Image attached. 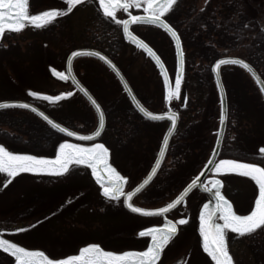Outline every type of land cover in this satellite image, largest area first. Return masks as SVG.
<instances>
[{"label":"rangeland","instance_id":"1","mask_svg":"<svg viewBox=\"0 0 264 264\" xmlns=\"http://www.w3.org/2000/svg\"><path fill=\"white\" fill-rule=\"evenodd\" d=\"M206 1L209 0H199V5H204ZM239 1L246 4L248 10L252 8V13L249 12L252 19L246 29L249 33H255L254 40L250 43L256 44L257 39L264 43V19L261 18L264 14V0ZM29 3L30 11L36 13L53 7H65L67 0H29ZM117 18L124 19L123 12L118 9ZM109 21H112L113 26L118 25L120 31L121 25L103 16L99 0H86L85 6H74L70 12L57 17L46 26L27 25L19 32L6 30L0 37V101H30L55 115L63 114L72 106L71 111L79 115L80 119H86V123H79L86 128L84 132L95 130L98 124L95 110L75 90L70 80L56 76L52 68L65 72L69 53L83 46L82 42L77 40L80 31L88 29L100 34L103 24L106 25ZM135 32L145 38L159 53L174 85L177 58L173 40L158 26L136 27ZM196 41L193 35L189 38V35L185 34L183 38L186 71L182 92L187 91L190 99L192 96V105H187L191 116L187 115L181 133L173 138V145H176L177 150L181 152L186 144L191 150L183 154V158L178 152L177 157L167 155L164 165L173 168L166 179L164 176L159 178L165 180L164 186L171 188V196L201 171L213 151L220 125L221 103L217 85L212 72L198 67L197 57L200 50L196 47ZM125 44L119 54V66L138 94L154 111H166L168 107L164 83L158 68L145 52L131 43ZM191 65L194 66L193 69ZM76 66L87 67L88 74H83L82 78L96 93V97L109 114L121 110L124 115L127 109H130L132 104L122 85L102 62L95 58L83 57L76 61ZM196 74L203 81L205 91L204 98L198 103L193 100L190 88L192 78ZM247 78L232 70L223 73L225 87L231 89V93L227 95L229 111L232 107L237 110L240 107L246 108L256 124L253 133L251 131L253 136L255 134L254 146H247V152L244 154L246 160L260 162L262 157L259 149L264 147V98L254 80L250 76ZM29 90L45 95H59L61 92L70 91L73 95L69 97L72 98L69 101L62 99L51 102L43 97H32ZM180 95H173L171 99V108L179 113L182 111L179 107ZM125 118L127 120V116ZM133 120L137 121L136 124L140 128L134 138L124 136L120 141L110 136L102 138L111 145L113 166L122 175L129 177L126 190L132 189L149 172L168 127L167 122L160 124L147 121L140 114L133 117ZM190 122H197V129L188 130V135L182 138ZM121 133L124 135L125 127ZM235 137L237 138L234 133L228 143L224 141L225 147L222 148L220 159H237L235 155L239 153ZM64 139L69 140L61 135L51 148L31 153L22 144L8 142V139L1 135L0 144L12 151L51 158L55 156L59 143ZM220 176L225 181L224 193L234 202L235 211L238 214L247 213L250 206H254V197L258 195L255 182L239 173H220ZM6 180L10 182L6 187L2 186ZM100 187L87 165H71L69 172L63 175L24 172L10 178L6 173L0 172V236L29 249L43 250L50 258L77 254L80 247L89 243H99L105 250L118 252L142 248V240L134 239L140 236L139 232L147 224L156 219L134 215L128 212L120 201L117 206L111 207L113 200L106 199L101 194ZM157 190L153 188V191H148L145 194L146 200L138 197L136 201L147 206H159L168 197H160L163 193L159 194ZM13 228L23 230L14 232ZM252 235H264V231L258 230V234ZM238 236L231 230H226L227 244ZM169 244L162 250L161 258L156 264H214L207 253L203 252L202 243L195 255L191 259L188 258L187 234L176 240L173 246L169 247ZM14 261V257L0 249V264H14Z\"/></svg>","mask_w":264,"mask_h":264},{"label":"snow or ice","instance_id":"2","mask_svg":"<svg viewBox=\"0 0 264 264\" xmlns=\"http://www.w3.org/2000/svg\"><path fill=\"white\" fill-rule=\"evenodd\" d=\"M82 0H67L65 7H53L47 10H41L36 13L30 11L29 0H0V37L6 30L21 31L27 25L35 27H43L51 22H54L57 17L63 16L70 12L72 8L80 4ZM177 0H99V8L102 10L104 17L116 21L123 26V32L128 39L133 40L140 48L147 51L156 63L164 68L161 58L153 49L139 37H134L129 26L133 22H146L151 25L159 26L165 29L175 40L177 56L180 61V68L175 77L174 89H169L168 99L171 100L173 95L179 96L181 91V75L183 73L184 53L181 46V38L175 27L165 19V14L174 8ZM129 8L143 9V14L133 15L129 12ZM117 9H122L128 13L127 19L117 18ZM242 11V9H241ZM246 27V25H245ZM78 52H87L89 55H94L105 61L117 75H120L119 69L108 56L103 55L100 51L77 50L71 53L69 57V71L71 70L72 58L76 57ZM231 63L233 65L242 66L252 72L256 76L255 70L246 62L245 59L239 57H225L216 59L212 65L217 76L221 65ZM52 72L67 80L69 77L65 72L58 71L52 68ZM165 85H168V74L164 72ZM73 83L88 97L91 104L98 111V127L91 132L90 136H84V140H92L100 135V131L104 127L105 116L104 111L98 101L88 92V90L80 84V81L72 77ZM258 83L261 82L258 79ZM124 87L129 88L127 82H124ZM130 90V89H129ZM264 91V88H262ZM32 97H43L47 101L57 102L62 97L72 95V92L65 91L59 95H45L38 91L29 90ZM7 107H23L37 112L52 128L61 133H66L70 137H79L80 133L70 131L68 127L54 121L45 112L36 108L33 104L25 103L22 100H3L0 101V108ZM138 110L143 113L146 118L153 120L163 117H170L171 126L168 132L171 133L175 129L177 121V113L165 111L162 114H155L148 110L137 101ZM226 120V111L221 107L219 121L223 126ZM169 142V136L163 137V145L159 156L163 157L166 146ZM219 143V139H217ZM259 154L262 157L260 162H245L240 159H220L218 163L214 159H209L207 166H212V171L215 173H239L245 177H250L258 186V195L254 197V206H250L247 214H238L233 210L232 202L226 198L221 191L223 181L216 177H211L207 183L201 187L211 196V201L204 203L199 212V233L202 237L203 252L207 253L211 262L214 264H234L233 256L230 254L228 244L226 242V230H231L239 236L245 234H258V230L264 231V147L259 149ZM110 149L104 143H72L64 139L59 143L58 149L54 157L43 155H35L9 150L3 144H0V172L6 173L8 177H15L19 173H47L53 175H63L69 172L71 165H87L91 168V174L99 183L102 195L108 200L121 201L134 213L138 214H161L167 213L177 204L185 199L186 194L198 184V180L194 179L173 199L170 203L163 207L145 208L135 205L133 197L139 193L152 180L153 175L157 172L161 160H155V166L151 168L147 178L143 183L137 186L132 191H125V183L129 177L122 175L112 163L109 162ZM215 156V150H213ZM10 182L6 180L2 186H7ZM222 221V222H220ZM187 217H180L178 221L168 220L165 216V222L162 226L145 227L140 232L141 237H150V242L144 250H125L113 251L105 250L99 243H89L79 248L77 254L67 255L64 258H50L43 250H33L28 247L21 246L19 243L13 242L0 236V249L9 253L15 258L14 264H156L161 258L162 250L168 245L169 241L178 232L177 223L185 224ZM23 229L13 228L12 231L20 232Z\"/></svg>","mask_w":264,"mask_h":264},{"label":"trees","instance_id":"3","mask_svg":"<svg viewBox=\"0 0 264 264\" xmlns=\"http://www.w3.org/2000/svg\"><path fill=\"white\" fill-rule=\"evenodd\" d=\"M251 11V7L248 10L247 5L242 4L239 0H209L206 1L204 5H199V0H178L174 8L170 10L165 17L179 32L182 41L185 34L189 35V38L191 35L195 36L197 40L196 43H198L196 47L200 50V55L197 57L199 60V65L197 64L198 67L201 66L205 71L212 72L211 67L216 59L222 56H239L250 62L264 78V43L259 42L257 39L256 44H251L250 42H253L255 33L253 34L246 31L252 19L249 14V12L252 13ZM254 18L253 16V19ZM261 18L264 19V14ZM256 23L259 24V22ZM259 30L262 32L260 27ZM107 37L110 38L108 35ZM123 40L121 31H119L118 27L113 26L111 43L104 45L106 48L100 49V51L108 55L118 66L120 60L119 54L123 51V49L119 48L122 43H124ZM190 67L193 69L194 66L191 65ZM230 70L236 71V73L243 78L249 76L244 69L233 65L223 67L222 74ZM81 80L95 95L96 93L89 87L86 81L83 80V78H81ZM203 86V81L198 78L197 74L196 76L194 75L190 88L194 98L193 100L196 103L204 98L203 95L205 91ZM226 90L227 95H229L231 89L227 88ZM136 93L139 99L153 110L150 104L147 103L137 91ZM180 96L179 107L182 109V118L175 133V138L179 136V133H181L180 130H182L181 128L186 124L185 118H187V115L191 116L187 105H192V96H190V99L187 91L181 92ZM71 99L66 98L65 100L69 101ZM71 107L63 114L58 115L40 108L60 123L78 131H85L86 128L83 125L80 126L79 123L81 121L86 123V119H80L79 115L71 111ZM129 108L130 109H127L124 115L121 110H115L111 114L106 111L107 125L102 138L110 136L116 141H120L124 136L134 138V136L140 132L139 125L136 124L137 121L135 122L133 120V117L135 118L139 114L132 105ZM228 112L229 119L224 141L228 143V141L232 139V134L235 133L237 138L235 137L234 141L235 144L239 146L236 148L239 150H237L239 155L235 156L237 159L249 162L246 160L244 154L247 152L246 149L248 145L252 144V146H254L255 134L253 136L252 133L256 124L246 108L240 107V109L237 110V108L232 107L229 111L228 107ZM126 116L127 120L125 118ZM159 123L161 124V122ZM196 124L190 122L188 127L185 128L186 130L183 132L182 138L187 136L188 132L192 129H197ZM123 127H125L124 135L121 133ZM0 135L7 138L8 142L22 144L30 150V153L47 150L54 145V142L61 138V135L56 130L47 125L36 115L21 109H6L0 111ZM103 142L110 148L111 145H109L108 141ZM243 144L245 146H243ZM175 146L172 140L168 150V156L177 157L178 153H181L183 158V154H187L191 150L188 144L183 146L181 152L177 150ZM224 147L225 145L222 148ZM173 165L176 166V163ZM172 168L171 166L167 167L164 165L155 183L157 184V181H160L159 178H161V176H164L166 179ZM155 183H152L151 187L155 186ZM230 249L234 257V264H264V235L254 236L252 234H245L240 237L238 236L230 243Z\"/></svg>","mask_w":264,"mask_h":264},{"label":"water","instance_id":"4","mask_svg":"<svg viewBox=\"0 0 264 264\" xmlns=\"http://www.w3.org/2000/svg\"><path fill=\"white\" fill-rule=\"evenodd\" d=\"M139 15H141V14H139ZM134 23H140V22H133L132 24H134ZM143 23H146V22H143ZM132 24L129 26V30H130V32H131V34L134 36V37H139L138 35H136L133 31H132V29H131V27H132ZM165 30V29H164ZM166 31V30H165ZM124 33V32H123ZM166 33L169 35V37L173 40V42H174V46H175V52H176V58H177V64H176V74H177V71H178V69L180 68V61H179V58H178V56H177V50H176V43H175V40L171 37V35L166 31ZM179 34V33H178ZM124 36H125V38L127 39V40H129V41H131V42H133L139 49H141L143 52H145L146 53V55L154 62V64L156 65V67L158 68V70H159V72H160V74H161V76H162V79H163V83H164V91H165V100H166V102H167V107H168V109L166 110V111H169V112H176V111H174L172 108H171V105H170V103H171V100H169L167 97H168V93H169V89L171 88V89H174V87H175V82H174V85H173V83H172V79H171V76H170V73H169V71H168V69H167V67H166V65H165V63H164V61L162 60V58H161V62L163 63V65H164V68L163 69H161V67L156 63V61H155V59L151 56V55H149L148 53H147V51L146 50H144V49H142V48H140L133 40H130V39H128L127 38V36L125 35V33H124ZM140 39H142L141 37H139ZM181 38V37H180ZM143 40V39H142ZM145 43H147L145 40H143ZM148 44V43H147ZM149 45V44H148ZM150 46V45H149ZM181 46H182V49H183V53H184V48H183V43H182V40H181ZM151 47V46H150ZM152 48V47H151ZM81 49H84V50H90V51H92V52H94V51H100V50H97V49H94V48H78V49H75V50H73V51H77V50H81ZM153 49V48H152ZM72 51V52H73ZM153 51L154 52H156L154 49H153ZM71 52V53H72ZM103 55H106L105 53H103L102 51H100ZM71 53L69 54V56H68V58H67V62H66V70H65V73H66V75L69 77V79L68 80H70V82L73 84V86L75 87V90L76 91H79L81 94H82V96L88 101V103L92 106V108L95 110V112H96V114H97V118H98V111H97V109H95V107L91 104V102L89 101V99H88V97L87 96H85L84 95V93L83 92H81L80 91V89L73 83V80H72V77L73 76H75V78L77 79V80H79L80 81V79L77 77V75H76V73H75V71H74V62H75V60L76 59H78V58H80V57H85V56H87V57H93V58H96V59H98V60H100L101 62H103L113 73H114V75L116 76V78L119 80V82H120V84L122 85V87H123V89H124V91H125V93H126V95L128 96V98H129V100H130V102H131V104L133 105V107L135 108V110L140 114V115H142L144 118H146L144 115H143V113H141L139 110H138V108H137V101H139V103L140 104H142L144 107H146L143 103H142V101L138 98V96L136 95V93H135V91H134V89L132 88V86H131V84L129 83V81H128V79L126 78V76L124 75V73L121 71V69L118 67V65L108 56V55H106V56H108L109 57V59H111L112 61H113V63L117 66V68L119 69V72H120V75H117V73H116V71L115 70H113L105 61H103L102 59H100V58H98V57H95L94 55H89L87 52H83V53H81V52H78V54H77V56L76 57H73L72 58V63H71V70L69 71V57L71 56ZM156 54L157 55H159L157 52H156ZM160 56V55H159ZM225 57H229V56H222V57H220V58H218V59H222V58H225ZM231 57H239V56H231ZM239 58H242V57H239ZM183 59H184V64H183V73H182V75H181V86H182V81H183V77H184V72H185V53H184V57H183ZM244 59V58H243ZM246 62L247 63H249L251 66H252V68L255 70V72H256V76H253V74H252V72H250L248 69H245V68H243L242 66H239V65H235V66H239V67H241L242 69H244L252 78H253V80H254V82L256 83V85L258 86V88H259V90H260V92H261V94L263 95V98H264V91H262V88H264V83H258V79L261 81V82H264V78L262 77V75L258 72V70L250 63V62H248L247 60H246ZM215 63V62H214ZM213 63V64H214ZM227 65H233V64H231V63H226V64H224V65H221V68H220V70H219V76H217V74H216V71H214L213 70V68H212V72H213V75H214V79H215V82H216V85H217V89H218V92H219V96H220V103H221V107L223 106V108L225 109V111H226V120H225V122H224V124H223V126H221V124L219 125V130H218V134H217V139H219V143L217 142V139H216V142H215V146H214V148H213V150H215V156H213V151H212V153H211V156H210V158L209 159H214L215 160V162L216 163H218L219 161H218V158H219V156H220V153H221V149H222V145H223V141H224V137H225V132H226V127H227V119H228V100H227V92H226V88H225V85H224V82H223V77H222V72H221V69H222V67H224V66H227ZM167 72V74H168V80H169V83H168V85H165V77H164V72ZM175 77H176V75H175ZM127 82V84H128V86H129V88L128 89H126L125 87H124V82ZM80 84H82L87 90H88V92L96 99V97L90 92V90L80 81ZM130 89V90H129ZM72 95H73V93H72ZM71 95V96H72ZM70 96H68V97H62L61 98V100L62 99H65V98H69ZM15 100H17V99H15ZM97 100V99H96ZM22 101H24V100H22ZM98 101V100H97ZM25 103H29V104H33V103H31V102H28V101H24ZM98 103H100L99 101H98ZM36 108H39L41 111H43V112H45V114L46 115H48L51 119H53L54 121H56V122H58V123H60L59 121H57L56 119H54L51 115H49L46 111H44V110H42L40 107H38V106H36L35 104H33ZM101 105V104H100ZM101 107H102V105H101ZM10 108H18V109H24V110H28V111H30V112H32V113H34L36 116H38L42 121H44L46 124H48V122L47 121H45L37 112H34V111H32L31 109H27V108H23V107H7V108H0V111L1 110H5V109H10ZM148 110H150L148 107H146ZM102 109H103V107H102ZM103 111H104V109H103ZM150 111H152V110H150ZM152 112H154V111H152ZM163 112H165V111H163ZM163 112H154L155 114H157V115H159V114H162ZM177 113V121H176V125H175V129H174V131L173 132H171V133H169L168 132V129H169V127L171 126V121H170V117H163V118H160V119H156V120H153V119H151V118H146V119H148V120H150V121H156V122H159V121H167L168 122V127H167V129H166V131H165V134H164V136L165 135H168L169 136V142H168V145L166 146V150H165V154H164V156L163 157H160L159 156V153H160V149H161V147H164V145H163V139H162V142H161V145H160V148H159V151H158V154H157V157H156V159L157 158H159L160 160H161V164L158 166V168H157V172L153 175V177H152V180L149 182V184L148 185H146L145 187H144V189L146 188V187H148L151 183H152V181L154 180V178L157 176V174L159 173V171H160V169H161V167H162V165H163V163H164V161H165V158H166V156H167V152H168V148H169V145H170V142H171V140H172V138H173V136H174V134H175V132H176V130H177V128H178V125H179V121H180V114L178 113V112H176ZM104 116H105V123H104V127H103V129L100 131V135L99 136H97V137H95V138H93L92 140H84V139H82V137H84V136H90L91 135V132H89V133H86V132H80V131H77V130H75V129H72V128H70V127H68V126H66V125H64L63 123H60V124H62V126H64V127H68L69 129H70V131H76V132H79L80 133V136L79 137H70V136H68L66 133H61V132H59L58 130H56V129H54V130H56L58 133H60L62 136H64V137H66V138H68L69 140H71L73 143H83V144H89V143H93V142H95V143H102L101 141H100V139H101V137H102V135H103V133H104V130H105V128H106V122H107V119H106V113H105V111H104ZM49 125V124H48ZM50 127H52L51 125H49ZM97 127H98V124H97ZM96 127V128H97ZM94 131V130H93ZM163 136V137H164ZM106 146V145H105ZM155 159V160H156ZM109 162L111 163V156L109 155ZM155 162V161H154ZM208 162V161H207ZM206 165H207V163L205 164V166H204V168L202 169V171L199 173V175L195 178L196 180H198V184H197V186L202 182V180L210 173V171L212 170V166H207L206 167ZM153 166H155V163L152 165V167ZM151 167V168H152ZM150 171H151V169L149 170V172H148V174L150 173ZM148 174L142 179V181L139 183V184H137L132 190H134L137 186H139L140 184H142L143 183V181H144V179H146L147 178V176H148ZM126 184V183H125ZM223 186V185H222ZM222 186H221V188H222ZM196 187V186H195ZM195 187H193L187 194H186V196H185V199H186V197H187V195L195 188ZM144 189H142L139 193H141ZM132 190H130V191H132ZM139 193H136L135 195H134V197H133V200H134V198L139 194ZM184 199V200H185ZM183 200V201H184ZM182 201V202H183ZM133 202V201H132ZM182 202H180L179 204H177L173 209H175V208H177ZM134 203V202H133ZM136 205V204H135ZM138 206V205H137ZM125 207L127 208V206L125 205ZM128 209V208H127ZM173 209H171V210H173ZM129 211H131L130 209H128ZM171 210H169L168 212H170ZM233 210H234V208H233ZM132 212V211H131ZM167 212V213H168ZM134 213V212H133ZM167 213H161V214H151V215H146V216H153V215H165V214H167ZM136 214H138V213H136ZM139 215H145V214H139Z\"/></svg>","mask_w":264,"mask_h":264},{"label":"flooded vegetation","instance_id":"5","mask_svg":"<svg viewBox=\"0 0 264 264\" xmlns=\"http://www.w3.org/2000/svg\"><path fill=\"white\" fill-rule=\"evenodd\" d=\"M86 5V0H82V2L80 4H78L77 6H85ZM120 12H123L124 14V19L129 18L128 17V13L124 12L122 9H118ZM129 12H131L133 15H137V14H142L143 13V9H135V8H131L129 10ZM116 26V25H114ZM118 26V25H117ZM116 26V27H117ZM149 26H155V25H151V24H147V23H134L132 24V30L135 32V28L136 27H149ZM112 21H109L106 24V27L104 25V27L100 30V34L93 32L92 30H83L80 31V33L78 34V38L77 40L82 42L81 47H86V48H95V49H103L106 48L104 47V45L110 44L111 43V33H112ZM119 27V26H118ZM105 30V33H104ZM120 31L122 34V38L124 39V43H131L133 45H135L133 42L128 41L125 37H124V33H123V26H120ZM137 35L141 36L139 33L135 32ZM166 33V32H165ZM167 34V33H166ZM110 36V38L107 37ZM168 35V34H167ZM142 37V36H141ZM143 38V37H142ZM122 43V45L120 46L119 49H124L125 45ZM136 46V45H135ZM82 58H78L76 61L81 60ZM76 61L74 64V70L75 73L77 74V76L80 78H82L83 74H88V70L86 66H76ZM82 81V80H81ZM198 175V174H197ZM196 175V176H197ZM196 176H193L191 179H189L187 181L186 184H184V186L178 191L176 192L174 195L171 196V192L169 187L164 186V182L165 180H160L157 181V184L155 183V180L153 181V184L155 183L156 185L151 187L146 188L145 190H143L141 193H139L133 200V202L141 207H146V208H156V207H163L164 205H166L168 202H170L172 199H174L182 190L184 187H186L189 183H191L192 180H194L196 178ZM219 175L211 172L209 173L203 180L202 182L196 186L186 197L185 201L183 203H181L177 208L171 210L170 212H168L165 215H156V216H142V215H137V216H141V217H151L153 219H156V221H152L149 224L146 225V227H151V226H162L163 223L165 222V216H167L168 220H172V221H178L180 217H187V222L185 224H179L178 223V232L176 233V235L169 241V247L173 246L176 240H180L182 237L185 236V234H187V241H188V258L191 259L194 255H195V251L201 246L202 243V237L200 236L199 233V212L201 211L203 204L204 203H208L211 201V196L209 193H207L205 190L202 189V185L204 183H207L209 181V179L211 177H217ZM223 181V188L222 190H224L225 188V181L224 179ZM129 182V180H128ZM167 182V181H166ZM128 184V183H127ZM163 185V186H162ZM154 189H158L157 193L162 194L160 197H168L166 198V200L160 204L159 206H147L145 204H141L138 203L136 200L138 197H142L146 200V196L145 194L149 191H153ZM125 191L126 190L125 188ZM123 198L121 199V204L124 206V203L122 202ZM118 201L113 200V202L111 203V207L113 206H117ZM145 228V227H144ZM236 234V233H234ZM137 237V236H136ZM135 237L134 240H142L141 243L143 244L142 248H135V250H144L147 247V244L150 242V237H141L138 236L137 238ZM141 237V238H139ZM167 247V245L165 246V248ZM168 247V248H169ZM164 250V249H163ZM200 250V249H199Z\"/></svg>","mask_w":264,"mask_h":264}]
</instances>
